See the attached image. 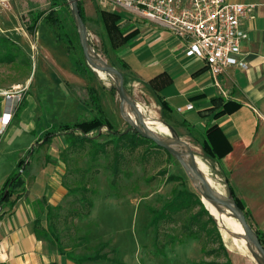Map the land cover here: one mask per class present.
<instances>
[{"label": "rangeland", "instance_id": "374dc122", "mask_svg": "<svg viewBox=\"0 0 264 264\" xmlns=\"http://www.w3.org/2000/svg\"><path fill=\"white\" fill-rule=\"evenodd\" d=\"M80 1L85 8L90 45L105 63L123 71L122 66L114 61L113 52L107 48L105 31L97 19L96 9L101 4L98 0ZM62 4L63 0H0V36L15 42V45L7 41L0 45V90L21 89V99L13 116L15 125L20 127L2 146L4 164L1 172L11 173L17 161L27 157L31 146L40 142L36 145L33 163L25 173L27 186L32 185L37 175L46 176L41 198L34 202L36 211L46 227L47 208L52 207L53 219L64 245L77 253L84 252V246L92 248L99 242L109 241L111 248H119L126 264H228L227 253L215 234L209 235L208 230L200 229V223L195 221L192 224L195 233L190 234L186 229L185 224L197 207L183 210L175 215L174 220L161 223L157 243L163 252H156L155 231L149 226L152 211L160 208L182 187L181 181L170 180L169 176H182L187 188L202 197L196 181L163 147L151 142L127 141L119 146L111 142L102 152L92 143L70 146L63 135H57L51 143H43L42 137L47 131L58 130L61 123L88 116L90 87L96 89L105 116L114 130L125 132L132 128L124 111L122 113L117 82L112 75L90 68L82 75L73 71L88 62L77 34L70 44L64 37L59 24L65 16L69 21L71 6L68 3L66 10ZM53 9L58 13L54 26L53 18L47 19ZM31 13L43 15L36 34L25 24ZM7 52L12 53L13 61L8 60L12 55ZM128 80L127 91L138 103L146 126L149 121L166 126L167 134H159L165 138L178 137L166 139L188 157L194 156L195 160L191 159L199 168L198 162H205L207 168L202 170L203 173L211 177L215 189L227 196L228 188L219 180L217 170L209 165L198 146L174 128L155 95L142 82ZM132 112L133 119L140 121V114ZM35 120L37 131L31 134L30 128ZM106 133L105 127L99 138L105 140ZM37 136L40 141L29 142ZM116 150L121 155L119 176L113 183ZM213 216L233 264H254L250 256L257 262L247 246L249 240L238 219L227 217L230 221L224 226L220 223V216ZM203 220L207 221V217L204 216ZM249 222L252 225V220ZM208 228L213 230L209 221ZM242 239H246L248 253L241 252ZM82 242L84 245L78 246Z\"/></svg>", "mask_w": 264, "mask_h": 264}, {"label": "crops", "instance_id": "0c3cea01", "mask_svg": "<svg viewBox=\"0 0 264 264\" xmlns=\"http://www.w3.org/2000/svg\"><path fill=\"white\" fill-rule=\"evenodd\" d=\"M98 1L101 6L96 9V14L103 29L100 9L118 13L125 33H134L118 51L110 47L106 37L114 61L122 66V72L130 79L142 82L155 97L160 95L166 100L171 109L164 112L170 123L201 149L209 165L217 170L219 180L227 188L233 187L249 210L252 224L264 234V0H229L251 4L252 10L240 23L241 29L248 34L241 41V57L249 68L236 65L225 68L220 80L227 96L220 93L205 60L189 55L179 38L164 24L146 19L110 0ZM83 10L86 15L84 5ZM219 96L238 101L241 107L215 117L220 108L214 107L213 100ZM189 104H193L192 109L178 111L179 107L186 108ZM4 107V97L0 96V117L4 116ZM15 122L12 118L6 131L0 133V192L4 180L18 164L17 161L11 173L1 172L4 164L2 146L19 131L20 126ZM214 125L219 130L212 134V140L217 152H224L222 157H207L202 148L208 129ZM36 131L35 120L30 133ZM38 139L39 136L33 137L29 142L35 143ZM202 163L207 168V164ZM46 182V176L39 174L13 207L0 205V264H77L34 231L38 216L34 202L41 198Z\"/></svg>", "mask_w": 264, "mask_h": 264}, {"label": "trees", "instance_id": "16d2710c", "mask_svg": "<svg viewBox=\"0 0 264 264\" xmlns=\"http://www.w3.org/2000/svg\"><path fill=\"white\" fill-rule=\"evenodd\" d=\"M68 0H63L62 8L68 10ZM79 7L81 16L86 22L83 4L79 0ZM69 21L68 16L63 18V22L60 25L64 30V37H66L68 43L70 44L76 34L78 36V40L80 43L79 33L77 29V25L75 22V18L72 15V12H69ZM100 20L104 26L106 37L110 47L114 51H118L123 48L129 41V39L134 35V33H125V28L122 26L121 16L116 13L105 9L99 10ZM43 15L31 13L28 15V19L25 22L26 27L33 33L36 34L38 30L39 23L42 20ZM58 13L53 10L50 11L47 19L51 20L54 26V23H57ZM54 22V23H53ZM76 31V32H75ZM9 42L15 45L13 40L9 38H4L0 36V45L3 42ZM81 45V43H80ZM82 47V46H81ZM83 51V48H82ZM8 55H12L11 52H7ZM84 53V52H83ZM8 56V57H9ZM85 56V55H84ZM13 55L8 58L9 61H13ZM89 68L93 71V68L86 64L81 68L75 67V70L82 74L89 71ZM124 75V84L127 87L129 82V77L127 74ZM153 82V81H152ZM150 82V83H152ZM89 99H90V108L88 110V116L80 117L78 120L69 123H61L58 127V130L54 129L52 131H47L43 137V143H51L53 139L57 135H63L70 146H83L86 143H92L97 146L100 151H105L106 147L109 143H115V145L126 143L127 141H135V142H151L154 145L158 146L152 139L146 138L139 134L136 131H125L119 132L113 129L112 124L105 116V112L100 104L99 96L95 88L90 87L88 89ZM156 99L159 101L162 111L167 109H171L166 100L160 95L156 96ZM214 107L218 109L215 113V117H219L226 113H232L241 107V103L235 100H226L223 97H215ZM102 127H106L107 137L105 140H101L99 138L102 135L100 129ZM219 130L217 125H214L207 131V139L203 143L202 148L204 154L207 157H222L224 152H217L216 147L214 146L212 140V134ZM40 141V140H38ZM40 142H36L27 152V157L24 159H20L17 164L16 170H14L6 179L4 186L0 192V205H10L13 207L18 199L26 192L27 190V175H25L26 171L31 167L34 155L36 152V145ZM120 152L118 150L115 151V163L113 165V183H116V180L119 176V165H120ZM170 180H179L182 183V187L175 193V195L168 201H166L160 208L154 209L152 211V216L149 222V226L155 231V246L156 252L160 251L161 248L158 247V237H159V229L162 222L172 221L175 218V215L183 210H189L193 207H197V211L190 217L189 222L185 224L186 229L190 234L195 233L192 229L193 222L200 223V229L208 230L207 233L209 235L215 234L221 243L222 249H224L227 253L228 264H233L232 259L223 244L222 235L217 227L216 221L213 216L210 214L209 210L205 207V204L202 202L201 196L197 193L190 191L184 183L182 176H177L175 174H171L169 176ZM229 193L235 199L236 203L239 207L245 212L248 220H251V214L249 210L246 208L244 202L236 195L233 187L229 185ZM44 212V209H42ZM47 216L46 219L48 221V225L45 227L42 224V220L38 215L34 221V231L38 237H44L49 240L51 244L57 247L59 252L65 256H67L70 260L74 261L77 264H85L87 262H97V261H106L108 264H126L120 255L119 248H111L109 241L99 242L95 247L87 248L84 246L85 250L82 253H77L75 249H68L63 241L58 229L56 222L53 219L52 207L47 208ZM38 213V212H37ZM204 216L207 217V221H204ZM208 221L213 224V230L208 228ZM252 227L257 231L259 238L264 245V234L263 232L252 224ZM84 242L78 244V246H83ZM163 252V250H161Z\"/></svg>", "mask_w": 264, "mask_h": 264}, {"label": "built area", "instance_id": "2783aa9c", "mask_svg": "<svg viewBox=\"0 0 264 264\" xmlns=\"http://www.w3.org/2000/svg\"><path fill=\"white\" fill-rule=\"evenodd\" d=\"M4 1V0H3ZM142 17L164 24L182 42L185 51L205 60L223 96L220 76L227 66L248 69L241 57V41L248 37L241 27V19L252 10L247 3L229 0H110ZM20 90H0L4 97V116L0 117V133L6 131L21 99ZM193 104L178 111L192 109Z\"/></svg>", "mask_w": 264, "mask_h": 264}, {"label": "water", "instance_id": "95a60500", "mask_svg": "<svg viewBox=\"0 0 264 264\" xmlns=\"http://www.w3.org/2000/svg\"><path fill=\"white\" fill-rule=\"evenodd\" d=\"M68 2L71 6L72 15L75 18V22H76L78 33H79L80 43H81V46L83 48V52H84V55H85V58H86L88 64L93 68V70L105 71L108 74H110L112 72L116 75L117 80L116 79L115 80L117 82V89H118V93H119V96L121 99L122 113H123L124 103H128V104H130V106H132V108H134L140 114L139 124L132 123L129 120L127 121L132 126L131 131H136L139 134H141L142 136L149 138V139H152L158 146L166 149L170 154H172L175 158H177L179 160V162L182 164L185 172L188 174V176L191 179H194V180L196 179L197 181H199L204 186V189H205L207 196L215 204L237 213L238 221L241 224L242 228L244 229V233L246 234V236L250 242V246H248L250 251L255 256V258L257 259V261L259 263L264 264V245L262 244L257 231L250 224L248 218L246 217L245 212L239 207V205L236 203L235 199L230 195L229 190H228L227 196H222L215 189V187L211 184L210 180L202 172V170L197 166V164L194 162L190 163L188 161V158H187V155L185 154V152H183L182 150L177 149L174 146H172V144H170L168 142V140L166 139V138L179 139L178 137H166V138L160 137L148 129V127L144 123L143 114H142L140 108L138 107V103L133 98H130L128 96L130 94L128 93L127 87L124 84L123 72L114 65H110L108 63L100 64L97 61H95L94 58H92L90 56L89 47L91 45L89 43L86 22L84 21V19L81 16L80 7H79V0H68ZM104 128L105 127H102L100 129V132H103ZM127 131H129V130H127ZM201 199H202V197H201ZM202 202L205 204L203 199H202ZM205 207H206V205H205ZM206 208H207V210H209L208 207H206ZM209 212H210V210H209Z\"/></svg>", "mask_w": 264, "mask_h": 264}, {"label": "bare ground", "instance_id": "6f19581e", "mask_svg": "<svg viewBox=\"0 0 264 264\" xmlns=\"http://www.w3.org/2000/svg\"><path fill=\"white\" fill-rule=\"evenodd\" d=\"M89 53H90V55H91V57L92 58H94V60L95 61H97L98 63H100V64H106L104 61H103V59L96 53V51L93 49V47L92 46H90L89 47ZM116 80H117V78H116V75L114 74V73H110ZM129 97H130V95H128ZM131 98V97H130ZM132 110L136 113V114H138V111H136L134 108H132V106H130V104H128V103H124V106H123V111H124V114H125V116H126V119H127V121L129 120V121H131L132 123H136V124H139V121H137V120H135V119H133V116H134V113L132 112ZM148 126V129L151 131V132H153L154 134H156V135H158V136H160V137H163L164 135H166L167 134V131H168V129H167V127L166 126H164V125H162V124H159L158 122H150L149 121V124L147 125ZM157 131V132H155V131ZM162 134V135H160V134ZM165 138V137H164ZM168 140V139H167ZM168 142L170 143V144H172L169 140H168ZM172 146H174L173 144H172ZM175 147V146H174ZM176 148V147H175ZM178 149V148H177ZM192 156V155H191ZM188 157L187 156V158H188V161L190 162V163H192L193 162V160H195V157L193 156V157ZM193 160H192V159ZM198 165L201 167V170H203V169H205L206 168V166L205 165H203V163L201 162V163H199L198 162ZM203 172V171H202ZM206 175V174H205ZM207 176V178L210 180V182H211V184H213V180L211 179V177L210 176H208V175H206ZM195 181H196V183H197V185H198V187H199V189L202 191V199L204 200V202H205V204L207 205V207H208V209L211 211V213H212V215L213 214H215V215H218V216H220L221 218H220V223H222L224 226H227L226 224V222L227 221H230L229 219H227V217H231L232 219H238L237 218V213H235L234 211H231V210H228V209H226V208H223V207H221V206H219V205H217V204H215L208 196H207V194H206V192H205V189H204V186L199 182V181H197L196 179H195ZM217 190V189H216ZM222 196H224L223 194V192H221L220 190H217ZM236 221V220H235ZM240 227V226H239ZM243 229V228H242ZM241 230V229H240ZM243 232H244V229H243ZM245 234V233H244ZM246 235V234H245ZM243 240V243H244V246L243 247H241V252L242 253H248V248H247V246H250V242L248 241V243H247V246H246V239H242ZM250 259H251V261L254 263V264H262V263H259L258 261L256 262L255 260H254V258L252 257V256H250Z\"/></svg>", "mask_w": 264, "mask_h": 264}]
</instances>
